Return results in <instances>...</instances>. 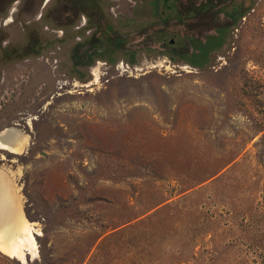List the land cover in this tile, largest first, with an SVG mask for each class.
<instances>
[{
    "label": "rangeland",
    "instance_id": "1",
    "mask_svg": "<svg viewBox=\"0 0 264 264\" xmlns=\"http://www.w3.org/2000/svg\"><path fill=\"white\" fill-rule=\"evenodd\" d=\"M6 127L25 264H264V0H0Z\"/></svg>",
    "mask_w": 264,
    "mask_h": 264
},
{
    "label": "bare ground",
    "instance_id": "2",
    "mask_svg": "<svg viewBox=\"0 0 264 264\" xmlns=\"http://www.w3.org/2000/svg\"><path fill=\"white\" fill-rule=\"evenodd\" d=\"M28 141L17 129L5 130L0 134V149L20 154ZM35 231L23 213L19 187L0 171V252L25 264V256H37Z\"/></svg>",
    "mask_w": 264,
    "mask_h": 264
},
{
    "label": "trees",
    "instance_id": "3",
    "mask_svg": "<svg viewBox=\"0 0 264 264\" xmlns=\"http://www.w3.org/2000/svg\"><path fill=\"white\" fill-rule=\"evenodd\" d=\"M241 16H238V19ZM97 35L102 38L103 44L99 43L100 38L90 39L87 43H85V50L82 52L87 56L98 55L102 50H119L124 51L127 45V39L123 37H118L116 34L112 33V29L110 25H107L103 28H97ZM219 34L222 30L217 31ZM94 40V42H91ZM98 40V41H96ZM208 41L205 43H199L200 41H194V48L191 52L185 55V58H180V60L185 61V63L195 66L197 68L204 67L207 64V59H209V52L215 49H218L223 41L220 36H209ZM81 46V45H80ZM79 46V47H80ZM78 47V48H79ZM213 49V50H212Z\"/></svg>",
    "mask_w": 264,
    "mask_h": 264
},
{
    "label": "water",
    "instance_id": "4",
    "mask_svg": "<svg viewBox=\"0 0 264 264\" xmlns=\"http://www.w3.org/2000/svg\"><path fill=\"white\" fill-rule=\"evenodd\" d=\"M27 124V123H26ZM13 126L14 127H16L17 126V124H13ZM14 127H6V128H4V129H2L1 131H0V134L3 132V131H5V130H11V129H17V128H14ZM3 137V136H2ZM3 151V150H2ZM4 152H6V151H4ZM8 153V152H7ZM29 256L27 255V256H25V258H24V260H25V262L27 263V261H29Z\"/></svg>",
    "mask_w": 264,
    "mask_h": 264
}]
</instances>
